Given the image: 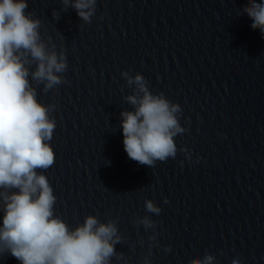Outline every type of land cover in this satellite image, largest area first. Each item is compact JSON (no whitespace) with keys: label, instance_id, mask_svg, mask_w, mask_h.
<instances>
[{"label":"water","instance_id":"1","mask_svg":"<svg viewBox=\"0 0 264 264\" xmlns=\"http://www.w3.org/2000/svg\"><path fill=\"white\" fill-rule=\"evenodd\" d=\"M26 2L68 65L47 92L29 76L38 101L55 105V162L38 170L54 214L72 228L88 215L115 220L124 259L111 264H189L205 253L214 264H264V36L243 12L248 0H96L90 23L61 0ZM125 71L181 108L177 154L152 168L124 150L120 113L133 110L124 97L134 88ZM144 216L154 229L135 223ZM0 264L20 262L4 254Z\"/></svg>","mask_w":264,"mask_h":264},{"label":"clouds","instance_id":"2","mask_svg":"<svg viewBox=\"0 0 264 264\" xmlns=\"http://www.w3.org/2000/svg\"><path fill=\"white\" fill-rule=\"evenodd\" d=\"M75 9L85 23L91 22L96 0H61ZM26 0H0V256L10 254L20 264H111L112 258L124 259L115 245L122 241L117 222H100L94 215L70 227L54 214L56 196L46 175L55 162L50 144L56 122L49 113L55 105L45 106L29 76L44 91L64 82L67 70L61 46L41 38V21L26 14ZM243 12L251 27L264 36V2L248 0ZM53 15H56L54 12ZM35 64L30 72L29 66ZM121 75L133 93L124 97L133 110L122 111L121 128L127 156L140 165L154 167L157 161L175 158L174 138L185 132L179 123L181 108L163 93L150 92L145 78L137 73ZM188 155L186 149H180ZM110 163V162H108ZM14 190V191H13ZM165 203L167 201L165 200ZM147 212L159 214L161 208L145 201ZM147 230L155 227L148 216L137 218ZM155 239V234L150 237ZM165 251L170 248L165 247ZM215 257L205 253L189 264H214ZM144 264H150L145 257ZM232 264H240L239 258Z\"/></svg>","mask_w":264,"mask_h":264}]
</instances>
